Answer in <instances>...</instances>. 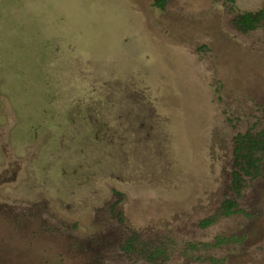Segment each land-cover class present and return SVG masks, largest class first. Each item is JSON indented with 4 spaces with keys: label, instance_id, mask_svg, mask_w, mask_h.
Masks as SVG:
<instances>
[{
    "label": "rangeland",
    "instance_id": "obj_1",
    "mask_svg": "<svg viewBox=\"0 0 264 264\" xmlns=\"http://www.w3.org/2000/svg\"><path fill=\"white\" fill-rule=\"evenodd\" d=\"M264 0H0V264H264Z\"/></svg>",
    "mask_w": 264,
    "mask_h": 264
},
{
    "label": "trees",
    "instance_id": "obj_2",
    "mask_svg": "<svg viewBox=\"0 0 264 264\" xmlns=\"http://www.w3.org/2000/svg\"><path fill=\"white\" fill-rule=\"evenodd\" d=\"M241 20L239 23L246 26V27H253V24L259 22V21H264V11L256 18V19H252L251 16L246 15L241 17Z\"/></svg>",
    "mask_w": 264,
    "mask_h": 264
}]
</instances>
